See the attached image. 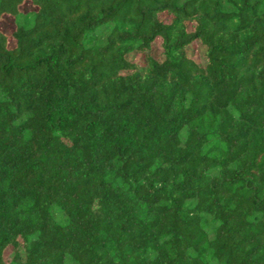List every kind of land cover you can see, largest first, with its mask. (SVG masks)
<instances>
[{"label": "trees", "instance_id": "16d2710c", "mask_svg": "<svg viewBox=\"0 0 264 264\" xmlns=\"http://www.w3.org/2000/svg\"><path fill=\"white\" fill-rule=\"evenodd\" d=\"M0 20V264H264V0Z\"/></svg>", "mask_w": 264, "mask_h": 264}, {"label": "rangeland", "instance_id": "374dc122", "mask_svg": "<svg viewBox=\"0 0 264 264\" xmlns=\"http://www.w3.org/2000/svg\"><path fill=\"white\" fill-rule=\"evenodd\" d=\"M9 21H3L0 20V28L4 29L6 31H9L10 27H11V23H8ZM134 59H136V57H134ZM11 254V249H8L5 251V258H8Z\"/></svg>", "mask_w": 264, "mask_h": 264}]
</instances>
